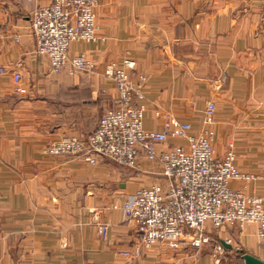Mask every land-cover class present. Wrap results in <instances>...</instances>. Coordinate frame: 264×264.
Segmentation results:
<instances>
[{
	"label": "crops",
	"instance_id": "obj_1",
	"mask_svg": "<svg viewBox=\"0 0 264 264\" xmlns=\"http://www.w3.org/2000/svg\"><path fill=\"white\" fill-rule=\"evenodd\" d=\"M53 1L0 0V69L7 72L0 73V264H246L244 253L264 261L256 226L228 227L200 250L158 242L139 257L124 255L139 233L125 222L123 205L138 188L166 190L162 166L144 154L134 169L44 152L64 136L87 139L119 100L105 65L129 56L132 80L146 77L136 103L145 106L144 127L161 130L169 116L199 130L215 102L216 154L233 143L237 166L250 176L231 187L264 200V0H98L97 40L69 50L95 68L72 75L53 71L30 27L34 10ZM226 237L231 247L214 258L215 242Z\"/></svg>",
	"mask_w": 264,
	"mask_h": 264
},
{
	"label": "built area",
	"instance_id": "obj_2",
	"mask_svg": "<svg viewBox=\"0 0 264 264\" xmlns=\"http://www.w3.org/2000/svg\"><path fill=\"white\" fill-rule=\"evenodd\" d=\"M97 6L98 0H54L32 13L30 27L37 51L50 57L54 72H93L95 64L90 58L84 53L71 57L69 50L73 42L97 40ZM135 66L136 61L129 56L108 62L103 75L119 93V108L101 116L87 139L64 136L50 142L44 152L79 155L91 163L107 157L134 169L144 154L162 166L167 189L159 185L138 188L123 205L125 222L139 233L137 246L132 252H122L124 255L139 257L143 248L158 242L174 250H200L212 242L210 230L225 225L254 224L264 238V200L231 187L234 180L250 178L236 164L233 143L223 156L216 154V103L207 104L199 118V130L190 122L169 116L161 130H147L145 106L134 103L135 98L145 97V77L140 76L138 82L131 78ZM0 73L7 74L3 68ZM12 78L19 84L23 75L15 71ZM17 92L25 94L27 90L18 86ZM100 233L106 234V226ZM223 242L232 244L231 239ZM223 242L214 245V258L225 253Z\"/></svg>",
	"mask_w": 264,
	"mask_h": 264
},
{
	"label": "rangeland",
	"instance_id": "obj_3",
	"mask_svg": "<svg viewBox=\"0 0 264 264\" xmlns=\"http://www.w3.org/2000/svg\"><path fill=\"white\" fill-rule=\"evenodd\" d=\"M98 6H99V1H98ZM97 6V7H98ZM97 7H96V25H97ZM31 22V21H30ZM97 27V26H96ZM98 28V27H97ZM98 38V37H97ZM145 77V76H144ZM146 82V77H145V81H144V83ZM143 83V84H144ZM143 94H144V96H145V93H144V90H143ZM145 98V97H144ZM141 100H143V99H141ZM141 100H139V99H137V98H135L134 99V103H137L138 101H141ZM119 106H120V104L119 103H117V105L114 107V108H110V109H108L107 111H110V110H116V109H118L119 108ZM106 111V112H107ZM99 122V121H98ZM229 145H230V143H229ZM229 145H228V148H229ZM234 145V144H233ZM235 151V150H234ZM60 156H79V155H60ZM100 158H105V157H100ZM100 158H98V160L100 159ZM105 159H109V160H111V161H113L112 159H110V158H105ZM98 162V161H97ZM114 163H116L115 161H113ZM95 164V163H94ZM117 164V163H116ZM119 165V164H118ZM119 166H121V165H119ZM122 167H124V166H122ZM125 168H127V167H125ZM255 197H257V196H255ZM249 226H256V228H257V234H258V236L260 237V235H259V227L257 226V225H254V224H251V225H247V226H245V227H242V226H240L239 224H235V225H225V226H223L222 228H219V229H211L210 231H211V234H212V236L211 237H213L214 239H217V238H219V236H220V234H221V232H223L224 230H226V229H228V227H230V228H234L235 230H237V231H239L240 233H243L245 230H246V228H248ZM229 230V229H228ZM231 231V230H230ZM261 238V237H260ZM225 239H231L230 237H226ZM261 239H263L264 240V238H261ZM224 240V239H223ZM232 240V239H231ZM218 242H223V241H218ZM217 243V242H216ZM215 243V244H216ZM209 244H212V243H209ZM208 244V245H209ZM226 247V246H225ZM226 252V251H225ZM224 255V254H223ZM222 256V255H221Z\"/></svg>",
	"mask_w": 264,
	"mask_h": 264
},
{
	"label": "water",
	"instance_id": "obj_4",
	"mask_svg": "<svg viewBox=\"0 0 264 264\" xmlns=\"http://www.w3.org/2000/svg\"><path fill=\"white\" fill-rule=\"evenodd\" d=\"M226 247H231V245H227L225 242H223ZM242 258L244 259L246 264H264V261L259 259L258 257L250 254V253H244L242 254Z\"/></svg>",
	"mask_w": 264,
	"mask_h": 264
},
{
	"label": "trees",
	"instance_id": "obj_5",
	"mask_svg": "<svg viewBox=\"0 0 264 264\" xmlns=\"http://www.w3.org/2000/svg\"><path fill=\"white\" fill-rule=\"evenodd\" d=\"M212 236V235H211ZM219 240H217V242H218ZM216 243V242H215Z\"/></svg>",
	"mask_w": 264,
	"mask_h": 264
}]
</instances>
